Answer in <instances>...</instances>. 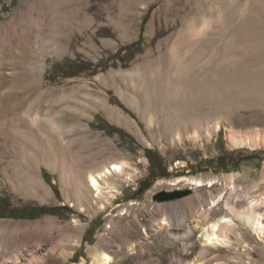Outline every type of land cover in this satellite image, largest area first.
Wrapping results in <instances>:
<instances>
[{
  "label": "rangeland",
  "instance_id": "374dc122",
  "mask_svg": "<svg viewBox=\"0 0 264 264\" xmlns=\"http://www.w3.org/2000/svg\"><path fill=\"white\" fill-rule=\"evenodd\" d=\"M66 58L93 67L47 80ZM229 130L264 131V0H0V194L75 211L0 218V262L264 264L242 215L264 199V147ZM146 150L168 176L141 187ZM115 163L98 196L89 174ZM227 218V243L207 245Z\"/></svg>",
  "mask_w": 264,
  "mask_h": 264
},
{
  "label": "trees",
  "instance_id": "16d2710c",
  "mask_svg": "<svg viewBox=\"0 0 264 264\" xmlns=\"http://www.w3.org/2000/svg\"><path fill=\"white\" fill-rule=\"evenodd\" d=\"M143 39L135 44L136 47L141 48ZM93 67L92 64L77 60L66 58L62 62L56 63L52 70H50L46 76L47 80L52 82L56 81L59 77L63 76L65 78L76 77L86 70H91ZM115 103L121 106L126 112H129L123 104L113 98ZM96 128L99 130L105 131L108 135L114 136L118 134L121 138H129L134 141L125 130L119 129L118 127L108 123L102 118H98L95 124ZM146 157L150 162V175L141 182V187H144L147 182L156 180V178H162L168 176V167L165 165L164 160L160 154L152 150H146ZM231 156V155H229ZM225 161V156L221 157L218 162ZM205 163H213L212 161H205ZM153 179V180H152ZM56 189V188H55ZM57 191V190H56ZM75 211L68 205L65 206H35V205H23V206H14L11 202L9 196L0 194V218H13V219H30L35 220L45 215H52L58 217L66 218L69 214H74ZM87 236H85V242H87Z\"/></svg>",
  "mask_w": 264,
  "mask_h": 264
},
{
  "label": "bare ground",
  "instance_id": "6f19581e",
  "mask_svg": "<svg viewBox=\"0 0 264 264\" xmlns=\"http://www.w3.org/2000/svg\"><path fill=\"white\" fill-rule=\"evenodd\" d=\"M230 142L234 147H244L248 146L252 149L257 147H264V131L247 133V134H237L232 130H229ZM125 167L123 163H115L109 167H105L103 170L91 172L88 176L89 186L93 189L94 193L98 196L104 195L105 186H109L107 179L113 174H119L124 171ZM202 183H200V186ZM215 185L214 182L209 184L210 187ZM247 209L242 212V215L245 218V221L251 226L252 230L263 239L264 234V214L259 213L257 210L264 205V199L257 198H248ZM216 201L213 202L215 204ZM230 206V205H229ZM232 220L227 218L224 221L213 224L211 232L206 235V244L210 246H218L227 243V235L221 230L223 227H231ZM92 262L88 264H112L114 259L113 257L106 253L100 251L92 252ZM0 264H5L0 262ZM79 264H85L83 262Z\"/></svg>",
  "mask_w": 264,
  "mask_h": 264
}]
</instances>
